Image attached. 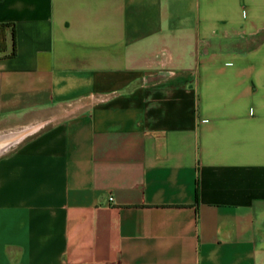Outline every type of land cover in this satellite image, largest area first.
I'll list each match as a JSON object with an SVG mask.
<instances>
[{
	"label": "crops",
	"instance_id": "obj_1",
	"mask_svg": "<svg viewBox=\"0 0 264 264\" xmlns=\"http://www.w3.org/2000/svg\"><path fill=\"white\" fill-rule=\"evenodd\" d=\"M0 22V264H264V0H0Z\"/></svg>",
	"mask_w": 264,
	"mask_h": 264
},
{
	"label": "trees",
	"instance_id": "obj_2",
	"mask_svg": "<svg viewBox=\"0 0 264 264\" xmlns=\"http://www.w3.org/2000/svg\"><path fill=\"white\" fill-rule=\"evenodd\" d=\"M6 31L11 33V48L6 50L5 35ZM15 55V42L13 37V27L11 23L0 22V58L12 57Z\"/></svg>",
	"mask_w": 264,
	"mask_h": 264
},
{
	"label": "water",
	"instance_id": "obj_3",
	"mask_svg": "<svg viewBox=\"0 0 264 264\" xmlns=\"http://www.w3.org/2000/svg\"><path fill=\"white\" fill-rule=\"evenodd\" d=\"M19 132L0 134V153L8 148L20 136Z\"/></svg>",
	"mask_w": 264,
	"mask_h": 264
},
{
	"label": "built area",
	"instance_id": "obj_4",
	"mask_svg": "<svg viewBox=\"0 0 264 264\" xmlns=\"http://www.w3.org/2000/svg\"><path fill=\"white\" fill-rule=\"evenodd\" d=\"M108 199H111V197H109Z\"/></svg>",
	"mask_w": 264,
	"mask_h": 264
},
{
	"label": "rangeland",
	"instance_id": "obj_5",
	"mask_svg": "<svg viewBox=\"0 0 264 264\" xmlns=\"http://www.w3.org/2000/svg\"><path fill=\"white\" fill-rule=\"evenodd\" d=\"M4 133V132H3ZM0 134H2V133H0Z\"/></svg>",
	"mask_w": 264,
	"mask_h": 264
}]
</instances>
